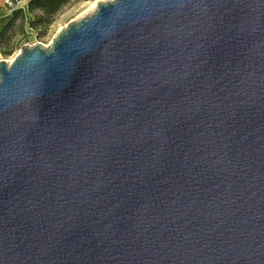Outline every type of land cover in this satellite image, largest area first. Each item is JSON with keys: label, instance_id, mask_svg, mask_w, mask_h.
I'll use <instances>...</instances> for the list:
<instances>
[{"label": "water", "instance_id": "obj_1", "mask_svg": "<svg viewBox=\"0 0 264 264\" xmlns=\"http://www.w3.org/2000/svg\"><path fill=\"white\" fill-rule=\"evenodd\" d=\"M0 264H264V0H108L1 60Z\"/></svg>", "mask_w": 264, "mask_h": 264}, {"label": "rangeland", "instance_id": "obj_2", "mask_svg": "<svg viewBox=\"0 0 264 264\" xmlns=\"http://www.w3.org/2000/svg\"><path fill=\"white\" fill-rule=\"evenodd\" d=\"M105 1L108 0H70L69 3L52 18L50 24L47 26L43 24L38 26L37 29H33L30 27L29 22H26L23 27V30H25L24 33L21 32V21L18 19L10 30L12 39L2 44V48L6 54L0 52V61H12L25 46H35L39 44L46 47L51 46L59 32L65 29L70 23L78 21L85 15L93 12L95 5L97 6L98 3ZM8 4L13 10H22L18 6L12 4L11 1H9ZM25 12L28 13L27 10ZM28 18L31 19V21L35 20V17L30 15H28ZM7 25L8 23L2 26L1 30ZM7 52L11 53L8 55Z\"/></svg>", "mask_w": 264, "mask_h": 264}, {"label": "trees", "instance_id": "obj_3", "mask_svg": "<svg viewBox=\"0 0 264 264\" xmlns=\"http://www.w3.org/2000/svg\"><path fill=\"white\" fill-rule=\"evenodd\" d=\"M70 0H32L28 6V13L24 10H13V18L8 23V25L2 29L0 32V52L6 54L2 48L3 43H7L12 39V33L10 30L15 25L18 19L21 21V32L23 30L24 24L29 22V25L33 29H37L38 26L48 25L68 3ZM28 15L35 17V20L31 21ZM11 52H7L9 55Z\"/></svg>", "mask_w": 264, "mask_h": 264}, {"label": "crops", "instance_id": "obj_4", "mask_svg": "<svg viewBox=\"0 0 264 264\" xmlns=\"http://www.w3.org/2000/svg\"><path fill=\"white\" fill-rule=\"evenodd\" d=\"M18 6L24 11H28V6L32 0H0V31L2 26H5L13 18V9L9 6L8 2Z\"/></svg>", "mask_w": 264, "mask_h": 264}, {"label": "bare ground", "instance_id": "obj_5", "mask_svg": "<svg viewBox=\"0 0 264 264\" xmlns=\"http://www.w3.org/2000/svg\"><path fill=\"white\" fill-rule=\"evenodd\" d=\"M96 7H97V6L95 5V6H94V10H95ZM94 10H93V11H94Z\"/></svg>", "mask_w": 264, "mask_h": 264}]
</instances>
